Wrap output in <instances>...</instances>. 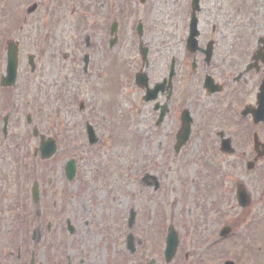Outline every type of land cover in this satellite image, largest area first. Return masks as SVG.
Wrapping results in <instances>:
<instances>
[{
    "label": "rangeland",
    "instance_id": "rangeland-1",
    "mask_svg": "<svg viewBox=\"0 0 264 264\" xmlns=\"http://www.w3.org/2000/svg\"><path fill=\"white\" fill-rule=\"evenodd\" d=\"M226 1L227 39L220 47L224 84L237 75H231L234 69L225 68L231 66L230 58L236 59L232 52L236 43L245 51L236 69L241 72L257 39L264 37V0ZM50 2L0 0V77L5 72L6 43L19 44L17 84L7 91L9 103L0 90V130L9 113L17 122L18 139L11 145L20 161L19 181L12 188L8 183L13 177L4 178L7 169L0 176V248L11 243L16 252L20 241L21 255L26 254L23 262L27 263L32 253L34 264H53L58 255L63 264H166L164 238L172 226L181 252L169 264H184L185 253L187 264L198 259L241 264V256L250 264H264V202L260 198L264 157L252 171L245 169L254 157L252 134L256 132L264 142V123H241L240 135L232 141L233 157L217 153L211 140L206 143L199 138L202 132L206 135L201 127L207 126V133L213 134L222 125L220 118L219 123L210 124V116L205 115L215 100L208 99L202 88L203 67L194 74L191 57L184 53L189 13L185 7L190 0H145L143 4L139 0H53V8L48 9ZM33 4L38 5L37 10L26 15ZM201 17L206 19L203 11ZM113 21L118 23L120 38L109 48ZM138 21L143 24V43L149 46V85L160 82L171 58L175 60L171 110L166 124L159 128L151 125L150 106L142 103L140 92L131 83L140 69L134 31ZM86 35L89 51L84 49ZM85 54L89 55L90 71L83 75ZM28 55L34 56V73L27 65ZM249 77L255 79L252 74ZM257 80L253 81L254 90ZM183 109L190 111L193 126L188 143L174 155V135ZM28 115L30 126L25 122ZM86 122L97 138L91 146ZM32 128L37 129L35 138ZM40 137H51L57 145L55 154L45 161L37 150ZM70 160L76 165V174L68 182L64 166ZM4 165L0 162L2 168ZM144 175L150 178L142 180ZM33 181L39 186L38 205L31 200ZM237 182L245 185L253 199L248 212L236 204L233 193ZM60 209L62 221L46 215ZM27 210L30 216L17 223ZM130 212L135 216L131 227ZM256 214L263 216L247 222ZM66 221L74 228L72 235L66 231ZM232 223L239 225L235 236L219 243L218 253L208 250L204 256L198 249L199 258L194 245L204 244L208 235ZM127 235L133 253L127 249Z\"/></svg>",
    "mask_w": 264,
    "mask_h": 264
},
{
    "label": "flooded vegetation",
    "instance_id": "flooded-vegetation-1",
    "mask_svg": "<svg viewBox=\"0 0 264 264\" xmlns=\"http://www.w3.org/2000/svg\"><path fill=\"white\" fill-rule=\"evenodd\" d=\"M228 7L227 1L226 0H199L198 2V12H197V21H198V45L201 49V51L197 52L193 57L195 58V63H196V68L193 70L194 74L198 72V67L201 65L202 71L204 76L209 75L211 76L215 83L219 84L222 86L223 91L218 94H213V95H207L208 99H214V103H210L212 106L211 115L215 121H218V118H220V123L222 125V129H220L221 132L224 134V138H229L231 142L235 140L236 136H239V131L241 128V123L244 121H250L251 123H254V117L256 115L255 107L258 105L257 101V95H258V86L261 82L262 79H264V65L261 66V68L257 71L251 70L245 74H241V76L238 75L243 72V70L240 72L236 70L240 64V59L245 53L244 49L240 50L238 43H236V50L232 51L234 54H236V59H234L235 63H231V66L226 65V69H234L231 74H235L236 72V78L233 77L231 82L227 84H224L225 80L222 79L223 75L225 76L226 71L224 70L223 75H222V69L224 68L225 61L222 57H220V47L222 45H225L226 42V30L228 27V20L227 16L224 17V13ZM53 8V0H51L50 5L48 9ZM185 9L189 12L188 14L190 15L191 11V5L190 2L187 3V6ZM206 15V19L202 20L201 13ZM189 19V16H188ZM264 38V37H263ZM259 39V38H258ZM240 40V38H239ZM139 44V43H138ZM240 45V43H239ZM148 48V53H149V46L147 45ZM205 50V51H203ZM209 57V58H208ZM208 58V60H207ZM238 58V61H237ZM193 60V58H192ZM217 60V61H216ZM236 64V65H235ZM249 64V63H247ZM246 64V66H247ZM233 65V66H232ZM151 63L148 62L147 67L145 69V72L147 73V77L149 80V74L147 71L151 67ZM245 66V67H246ZM151 70V68H150ZM236 70V71H235ZM138 72V71H137ZM135 72L133 74V77L137 73ZM218 73V75H216ZM250 74L254 76L255 79L257 80L258 86L256 90L253 88L256 87V85H253V80L250 79ZM169 68L167 72H164L163 77L161 78L160 82L152 83L149 85L150 88H154L156 84L161 83V90L157 92L156 100L154 102L150 103H143L145 105H149L148 107L149 110V117L152 118L151 123H154V127L159 128L161 125L166 124V118L169 115V112L171 110V103L173 101V96H174V90H175V84H174V79H175V74L172 76L171 79H169ZM132 77V84L134 88L140 92V99L142 101L143 95H144V90L137 88L134 85V80ZM236 79V80H235ZM255 83V82H254ZM165 101H164V99ZM163 99V101H162ZM219 99L223 101L221 103V111L220 116L218 115L219 111ZM140 108V107H139ZM244 110V111H243ZM179 113V110H177ZM162 113V118H160V124H159V115ZM246 113V115L244 114ZM263 115H264V104H263ZM227 125V128L225 127ZM17 126V122L15 121L14 117H11V115H8V120H7V128H6V135L3 134V127L1 128V139L0 141V162L5 163L4 168L0 166V176L2 177L3 170L7 169V174L4 175V178L7 179V177L11 178L13 177L12 183H18L19 178H18V171H19V157L16 156L15 149L11 145V141L14 142L16 139H18V133L16 134L15 128ZM29 126V125H28ZM181 122H180V117L177 121V128H180ZM14 132V133H13ZM33 136V134H32ZM214 137L216 139V143L212 139ZM34 138V137H33ZM199 138L201 140L205 141L206 143L210 142V140L213 142V146L216 149L217 153H219L218 149V138H217V133L213 134H206V135H199ZM14 149V150H13ZM261 150V149H259ZM253 152V150H252ZM254 153V152H253ZM36 151L33 153V156L35 157ZM32 158V157H31ZM27 162L31 161L30 159L26 160ZM17 173V174H16ZM9 174V175H8ZM4 182L7 183L6 180ZM16 183V184H17ZM9 185V183H8ZM223 193V192H222ZM27 200V199H25ZM16 206V205H15ZM1 207V204H0ZM251 207V205H250ZM249 207V208H250ZM248 208V209H249ZM25 211V210H24ZM14 214V212H13ZM56 214V215H55ZM55 214H49L47 213L46 215L48 216L49 219L53 218V216L56 217V219H59L62 221V212L59 210ZM37 216H42L41 212L36 213ZM30 215H26L25 213H22V218L19 222V218L17 219V223H23L25 219L23 217H29ZM255 216L259 217L261 215L256 214ZM254 217V216H253ZM23 219V220H22ZM68 221H66L67 225ZM50 227V226H49ZM19 228L17 229V232H19ZM34 236V235H33ZM208 243L211 241L209 238ZM20 243V241H18ZM16 245V252H14L13 248L11 249L10 246L15 247V244L11 245V243H7V247L5 249L0 248V264H34L33 263V255L31 253V256L29 257V261L27 263L23 262V260L26 259V254L25 252H22L23 255H21L20 252V246ZM194 243L196 241L194 240ZM193 243V244H194ZM204 243V247L202 248L200 245L197 246L194 245V248L196 249H204L207 252V248H209L210 252L218 253L216 248H213L212 243H209V245L206 246V242ZM181 252V245L179 242V246L176 252L175 257L178 256V254ZM220 253V252H219ZM197 251V255H198ZM206 256V253L204 254ZM194 256H192L193 258ZM58 258V263L63 264V258L61 255L55 256L53 258V263H55V259ZM241 258V257H240ZM66 259V258H65ZM187 259H188V253L184 254V260L185 263L187 264ZM242 260V259H241ZM243 261V260H242ZM182 264V263H180ZM191 264H220V263H215L212 260L206 261H200L198 259V262H192ZM239 264V263H237ZM241 264H250L247 260H244ZM257 264V263H253Z\"/></svg>",
    "mask_w": 264,
    "mask_h": 264
},
{
    "label": "water",
    "instance_id": "water-1",
    "mask_svg": "<svg viewBox=\"0 0 264 264\" xmlns=\"http://www.w3.org/2000/svg\"><path fill=\"white\" fill-rule=\"evenodd\" d=\"M143 2V0H141ZM36 9V6L33 5L32 7H30L27 10V14H31L32 12H34V10ZM197 9V0L194 1L193 3V10ZM116 31V25L114 24L113 27L111 28V32L110 35H113ZM136 32L138 34L139 37H141V24H139L136 27ZM197 35V31H196V20L195 18L191 19L190 22V35L189 38L187 40V49L190 52H195V50L197 49V45H196V41L194 39V37ZM115 41V40H114ZM113 41V42H114ZM111 45L113 44L112 42L110 43ZM141 56L143 58V60H145V56H146V49H143L141 51ZM262 57V60L264 61V55H260ZM258 56V57H260ZM255 58H257V56H255ZM87 59V58H86ZM85 59V62L87 61ZM29 61V65L31 66V69L34 70V65H33V57H29L28 58ZM6 76L2 78L1 80V85L3 87H7V86H13L14 82H15V77H16V69H17V45L13 42H10L7 45L6 48ZM136 84L140 87H145L146 85V77L143 76V74H139L136 77ZM206 88H208L210 91L213 89H210L208 82L205 83L204 85ZM264 88V85H263ZM263 90V89H262ZM263 92L258 96V101L260 104V111L261 113H263ZM187 112H184L182 114V129L179 131L178 135H177V144L175 146V150L176 152L179 151V149L185 144V142L188 140L189 137V133H190V123L191 120L189 119V117L187 116ZM36 135V133L34 134ZM88 136H89V141L90 143H94L96 141V139L93 137V133L91 131V129H88ZM227 143H223L222 144V150L223 151H227V152H231L228 148V146H226ZM225 148H228L225 150ZM39 151H40V155L42 159H49L54 153H55V143L53 140L49 139L47 141H44L43 138L40 141V147H39ZM252 168V164L248 165V169ZM74 171H75V167H74V163L68 162L66 165V175L68 180H71L73 178L74 175ZM33 193V198L35 199V201H37V186H35L32 190ZM238 200L239 203L242 207H245L246 205H244L245 201H246V196L244 191L242 190L241 187L238 188ZM134 220V214L131 213V217H130V224L133 222ZM228 233V230L223 231V236L226 235ZM128 248L133 252V247H132V242H131V237H128ZM177 248V236L176 233L173 231V229L169 230V234L166 238V248H165V261L168 263L172 260V258L174 257L175 251ZM230 264V263H227Z\"/></svg>",
    "mask_w": 264,
    "mask_h": 264
}]
</instances>
